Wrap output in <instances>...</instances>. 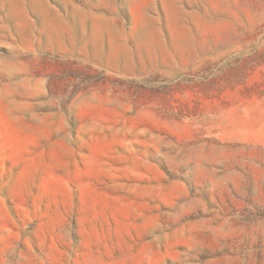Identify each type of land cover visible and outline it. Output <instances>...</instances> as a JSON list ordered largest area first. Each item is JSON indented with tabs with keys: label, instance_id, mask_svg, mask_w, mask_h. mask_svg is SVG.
<instances>
[{
	"label": "rangeland",
	"instance_id": "374dc122",
	"mask_svg": "<svg viewBox=\"0 0 264 264\" xmlns=\"http://www.w3.org/2000/svg\"><path fill=\"white\" fill-rule=\"evenodd\" d=\"M0 264H264V0H0Z\"/></svg>",
	"mask_w": 264,
	"mask_h": 264
}]
</instances>
